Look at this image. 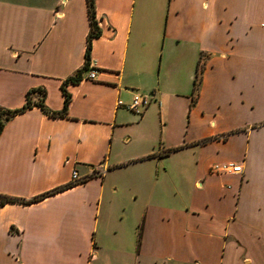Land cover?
Instances as JSON below:
<instances>
[{
    "label": "crops",
    "instance_id": "crops-1",
    "mask_svg": "<svg viewBox=\"0 0 264 264\" xmlns=\"http://www.w3.org/2000/svg\"><path fill=\"white\" fill-rule=\"evenodd\" d=\"M94 9L90 62L63 83L86 0H0V108L70 96L65 116L32 104L3 121L0 194L26 201L0 204V264H264V0ZM224 161L242 171H209ZM73 169L86 178L42 195Z\"/></svg>",
    "mask_w": 264,
    "mask_h": 264
},
{
    "label": "trees",
    "instance_id": "trees-1",
    "mask_svg": "<svg viewBox=\"0 0 264 264\" xmlns=\"http://www.w3.org/2000/svg\"><path fill=\"white\" fill-rule=\"evenodd\" d=\"M86 3H87V13H88V16H89V22H90V28H89V32L87 34V39H86V46H85V51H84V61H83V64L80 68H78L76 70V72L73 74V75H70L68 76L64 81V82H77L79 81V79L81 78V72L83 69H85L89 62H90V49H91V40L94 36H97L99 33H100V29H99V26L97 25V21L95 20V9H94V0H86ZM200 68L198 67L197 65V68H196V72H195V76H194V79H193V94H192V98L194 99L195 97V94H196V89H197V85L199 83V80H200ZM62 87V86H61ZM36 89H40V88H36ZM35 89H31V90H28L26 93H25V101L24 103L17 107V108H13V109H9V108H0V129L3 125V121L4 119H7L8 117L18 113V112H21L23 110H25L26 108L30 107L32 104H36L38 106H40L47 114L51 115V116H65L66 115V110H67V105H68V102H69V99H70V96L69 94L65 91V89L62 87V90H63V93H64V98H63V105H62V108L59 109V110H50L49 108H47L44 103H43V97H41L39 100L33 102L30 97H29V94L31 91H33ZM173 149H176V148H169V149H166L164 150L163 152L164 153H167ZM152 154H149L147 155L148 156H151ZM72 183H74L73 181L72 182H69L67 184H64V185H61V186H58L50 191H47L46 193H43L42 195H45V194H48V193H52L53 191H57V190H60V189H63L69 185H72ZM39 197V196H38ZM5 201H26L24 199H19V198H16V197H9V196H5V195H1L0 194V204L4 203ZM140 231H141V224L139 225V234H140Z\"/></svg>",
    "mask_w": 264,
    "mask_h": 264
},
{
    "label": "built area",
    "instance_id": "built-area-1",
    "mask_svg": "<svg viewBox=\"0 0 264 264\" xmlns=\"http://www.w3.org/2000/svg\"><path fill=\"white\" fill-rule=\"evenodd\" d=\"M95 70L89 68L86 77L94 78ZM120 102V101H119ZM148 102L147 98L140 95L133 96L132 100L127 104V107L130 109L137 110L139 106H144ZM209 171L214 174H223V173H240L242 171V166L239 162H214L209 166ZM86 176H80L76 169H73L71 172V180L73 182L82 181Z\"/></svg>",
    "mask_w": 264,
    "mask_h": 264
}]
</instances>
